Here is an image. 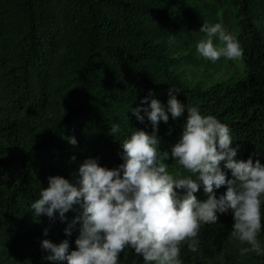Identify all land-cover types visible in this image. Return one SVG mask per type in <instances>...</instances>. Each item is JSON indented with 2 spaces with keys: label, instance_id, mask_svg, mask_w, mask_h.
I'll use <instances>...</instances> for the list:
<instances>
[{
  "label": "trees",
  "instance_id": "1",
  "mask_svg": "<svg viewBox=\"0 0 264 264\" xmlns=\"http://www.w3.org/2000/svg\"><path fill=\"white\" fill-rule=\"evenodd\" d=\"M235 4L245 22L247 70L205 88L185 80L167 42L182 15L174 0H0V264H49L44 239H69L75 250L78 233L65 236L58 212L35 217L31 203L49 177L75 183L87 158L109 169L123 163L120 141L134 129L153 131L146 116L140 123L130 112L149 92L167 106L175 88L181 103L230 128L237 160L264 164V22L260 28L255 20L256 13L264 20V0ZM186 115L177 121L169 113V122H160L161 152L179 140ZM115 123L122 130L116 139L109 135ZM165 163L178 171L171 159ZM197 196L205 198L202 187ZM79 211L74 206L67 220ZM233 222L229 212L203 225L199 250L182 246V264H264V255H240L247 245L229 239ZM259 239L264 247V231ZM119 264L144 261L127 248Z\"/></svg>",
  "mask_w": 264,
  "mask_h": 264
},
{
  "label": "clouds",
  "instance_id": "2",
  "mask_svg": "<svg viewBox=\"0 0 264 264\" xmlns=\"http://www.w3.org/2000/svg\"><path fill=\"white\" fill-rule=\"evenodd\" d=\"M199 32L205 36L195 47L206 60L242 58L239 41L221 23H204ZM177 93L169 89L165 106L149 92L142 106L131 109L140 123L146 116L153 131L133 128L120 141L123 163L117 168L102 167L97 159L87 158L79 166L75 183L61 176L48 178V187L31 203L34 216L53 218L58 212L68 225L65 236L78 233L75 250H70L69 239L41 241L49 264H119L127 248L144 264H182V246L197 252L201 227L217 223L219 215L229 212L234 221L229 239L247 245L240 255H264L259 239L264 231V164L259 159L237 160L230 128L213 115H203L198 106L181 103ZM169 113L177 121L186 113V122L170 151L161 152L159 124L169 122ZM121 132L115 123L109 135L116 139ZM69 142L78 143L74 137ZM170 159L183 171L170 173L165 163ZM201 187L204 199L197 196ZM222 187L226 192L217 196ZM74 206L80 211L69 222L66 214Z\"/></svg>",
  "mask_w": 264,
  "mask_h": 264
},
{
  "label": "rangeland",
  "instance_id": "3",
  "mask_svg": "<svg viewBox=\"0 0 264 264\" xmlns=\"http://www.w3.org/2000/svg\"><path fill=\"white\" fill-rule=\"evenodd\" d=\"M181 9L182 15L176 20L173 33L167 41L175 57L183 64L180 71L185 80L191 85L200 84L210 88L218 83L231 82L245 75L246 46L244 45L245 22L241 20L240 11L235 0H223L216 3L211 0H174ZM256 24L263 27L264 20L261 13H256ZM204 23H221L223 27L233 34L240 43L243 56L237 60H228L221 57L211 62L200 56L196 51V44L205 34L199 32ZM255 24V25H256ZM214 43L220 46L217 38ZM170 171V168H168ZM178 171H183L178 168Z\"/></svg>",
  "mask_w": 264,
  "mask_h": 264
}]
</instances>
